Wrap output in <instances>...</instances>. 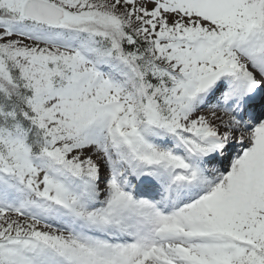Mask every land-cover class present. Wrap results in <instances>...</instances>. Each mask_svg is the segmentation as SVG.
I'll use <instances>...</instances> for the list:
<instances>
[{"label": "snow or ice", "instance_id": "snow-or-ice-1", "mask_svg": "<svg viewBox=\"0 0 264 264\" xmlns=\"http://www.w3.org/2000/svg\"><path fill=\"white\" fill-rule=\"evenodd\" d=\"M0 264H264V0H0Z\"/></svg>", "mask_w": 264, "mask_h": 264}]
</instances>
